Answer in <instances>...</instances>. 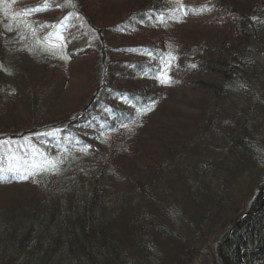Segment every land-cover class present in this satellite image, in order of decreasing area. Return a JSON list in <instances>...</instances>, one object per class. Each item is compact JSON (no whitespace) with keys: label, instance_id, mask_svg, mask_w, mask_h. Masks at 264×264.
<instances>
[{"label":"trees","instance_id":"16d2710c","mask_svg":"<svg viewBox=\"0 0 264 264\" xmlns=\"http://www.w3.org/2000/svg\"><path fill=\"white\" fill-rule=\"evenodd\" d=\"M29 1L33 3L17 5L23 15L0 22L2 33L9 27L18 32L21 20L33 23L25 40L42 63L51 60L47 56L55 55L61 42L69 40L85 44L95 55L82 64L69 63L73 57L63 62L74 73L89 77L83 90L86 99L77 110L18 133L0 131V142H11L0 150V159L5 160L0 165V187L33 185L38 190L36 198L18 203L26 210L22 232H16L9 222L4 225L0 214V246L12 247L11 264L23 257L39 264H56L60 259H70L71 264H121L115 250L108 252L110 234L102 218L109 199L106 177L123 172L120 175L126 180V158L150 161L140 154L145 139L139 131H148L140 124L158 113L165 89L187 86L208 92L213 100L241 93L251 77L253 55L264 59V0ZM206 11L213 12L212 20L199 21L191 33L178 28ZM70 23L78 25V37L65 33ZM25 100L36 113L39 106L30 103L43 99L32 93ZM97 141L103 143L101 153L92 145ZM72 156L81 165L97 156L94 169L91 172L87 166L89 175L81 179L78 168L65 176L62 186L54 187L57 190L46 173L36 176L27 171L28 164L60 162ZM261 187L264 191V180ZM152 197L148 185L137 183L134 193L133 189L123 191L119 200L132 205ZM249 210L221 236L218 264H264V193L259 189ZM139 213L131 210L126 220H144Z\"/></svg>","mask_w":264,"mask_h":264},{"label":"rangeland","instance_id":"374dc122","mask_svg":"<svg viewBox=\"0 0 264 264\" xmlns=\"http://www.w3.org/2000/svg\"><path fill=\"white\" fill-rule=\"evenodd\" d=\"M4 1L0 2V22L23 15L22 8L17 7L19 3H31L8 0L7 5ZM213 17L211 11L198 13L178 28L191 33L199 21ZM21 21L18 32L12 27L2 33L0 28V131L12 134L77 110L86 99L83 90L89 77L74 73L63 62L73 57L69 63L82 64L95 55L85 44L69 40L61 42L55 55L47 56L51 60L42 63L25 40L35 26ZM77 27L70 23L64 31L78 37ZM261 38L264 48V33ZM252 58L255 63L250 69L251 77L246 79L241 93L226 99L213 100L208 92L187 86L165 89L158 113L140 124L148 129L145 133L139 131L145 139L139 146L140 154L144 153L150 161L139 163L126 158V180L120 175L123 172H111L106 177L109 199L102 208V218L110 234L108 252L115 250L121 264H218L221 236L251 212L249 206L258 189L264 193V59L257 55ZM212 77L204 78L213 81ZM32 93L43 99L30 103L39 106L36 113L25 100ZM92 145L102 152L103 143ZM96 157L84 160L82 165L74 156L53 161L57 170L44 171L47 181L53 189L62 186L65 176L78 168L81 179L86 178V168L93 171ZM4 162L0 159V165ZM137 183L151 188L152 199H141L132 205L120 201L123 191L135 192ZM0 190L3 224L9 222L16 232H22L26 210L18 203L36 198L38 190L33 185ZM131 210L140 211L139 217L142 214L144 220H126ZM12 251L8 245L0 246V264H11ZM18 261L40 263L25 257ZM101 261L102 258L98 262ZM56 264L71 262L60 259Z\"/></svg>","mask_w":264,"mask_h":264},{"label":"snow or ice","instance_id":"6c2138e0","mask_svg":"<svg viewBox=\"0 0 264 264\" xmlns=\"http://www.w3.org/2000/svg\"><path fill=\"white\" fill-rule=\"evenodd\" d=\"M0 2H2V0H0ZM69 2H71V0H69ZM181 8H183V6H181ZM24 11L26 13H29L32 10L31 9H25ZM185 14H187V13H185ZM7 30L11 31V27H9ZM194 66L195 65H193V67ZM164 82H168L167 79H165ZM9 143H11V142L10 141L0 142V147H3ZM48 170L56 171L57 170L56 164L52 161L45 160L43 163H31V164L27 165V171L29 172L30 175H37V174H40L41 172L48 171ZM24 178H27V177H24Z\"/></svg>","mask_w":264,"mask_h":264}]
</instances>
